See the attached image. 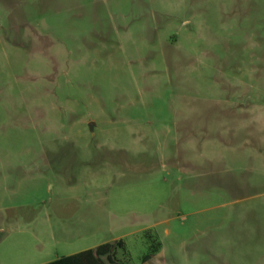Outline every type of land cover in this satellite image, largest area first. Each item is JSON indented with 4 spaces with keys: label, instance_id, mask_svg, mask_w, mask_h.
<instances>
[{
    "label": "rangeland",
    "instance_id": "obj_1",
    "mask_svg": "<svg viewBox=\"0 0 264 264\" xmlns=\"http://www.w3.org/2000/svg\"><path fill=\"white\" fill-rule=\"evenodd\" d=\"M118 239L264 264V0H0V264Z\"/></svg>",
    "mask_w": 264,
    "mask_h": 264
},
{
    "label": "trees",
    "instance_id": "obj_2",
    "mask_svg": "<svg viewBox=\"0 0 264 264\" xmlns=\"http://www.w3.org/2000/svg\"><path fill=\"white\" fill-rule=\"evenodd\" d=\"M145 236L151 240L150 232H146ZM121 249L127 250L124 240L118 239L113 242L102 243L95 248H90L73 255L62 256L45 264H130L129 260L125 261L121 257H118V251ZM155 251L157 250L155 249ZM149 258L150 256L146 255L144 260Z\"/></svg>",
    "mask_w": 264,
    "mask_h": 264
},
{
    "label": "crops",
    "instance_id": "obj_3",
    "mask_svg": "<svg viewBox=\"0 0 264 264\" xmlns=\"http://www.w3.org/2000/svg\"><path fill=\"white\" fill-rule=\"evenodd\" d=\"M113 242V241H112ZM88 249H90V248H88ZM85 250H87V249H85ZM82 251H84V250H82ZM81 252V251H80ZM77 253H79V252H77ZM73 254H76V253H73ZM73 254H71V255H73ZM60 257H62V256H60ZM60 257H56V258H54V259H52V260H50V261H47V262H45V263H48V262H51V261H54V260H56V259H58V258H60ZM45 263H43V264H45Z\"/></svg>",
    "mask_w": 264,
    "mask_h": 264
}]
</instances>
